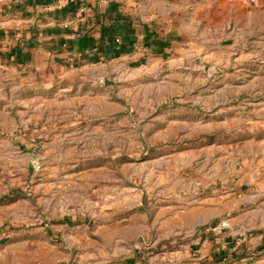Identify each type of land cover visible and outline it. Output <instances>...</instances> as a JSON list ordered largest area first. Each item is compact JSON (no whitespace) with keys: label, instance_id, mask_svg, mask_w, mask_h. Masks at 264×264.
I'll return each mask as SVG.
<instances>
[{"label":"rangeland","instance_id":"obj_1","mask_svg":"<svg viewBox=\"0 0 264 264\" xmlns=\"http://www.w3.org/2000/svg\"><path fill=\"white\" fill-rule=\"evenodd\" d=\"M261 52L100 65L19 95L0 114V264L168 258L192 237L190 196L234 185L263 224Z\"/></svg>","mask_w":264,"mask_h":264},{"label":"crops","instance_id":"obj_2","mask_svg":"<svg viewBox=\"0 0 264 264\" xmlns=\"http://www.w3.org/2000/svg\"><path fill=\"white\" fill-rule=\"evenodd\" d=\"M212 50H236L237 67L255 61L264 51V9L227 0H0V114H11L27 90L74 71L174 66ZM238 195L236 185L191 195L186 249L146 264L164 258L167 264H225L227 256H234L231 264H264V223L246 221L257 210L245 209L248 200ZM224 218L231 226L225 235L208 229ZM243 233L248 240L236 249ZM129 260L141 264L133 255Z\"/></svg>","mask_w":264,"mask_h":264},{"label":"built area","instance_id":"obj_3","mask_svg":"<svg viewBox=\"0 0 264 264\" xmlns=\"http://www.w3.org/2000/svg\"><path fill=\"white\" fill-rule=\"evenodd\" d=\"M228 4L238 3L245 9L249 11L259 10L264 8V3L261 0H227ZM117 44H121V40H117ZM230 222L228 218L221 219L218 223L211 225L208 227L210 231H212L217 236L225 235L228 230H230ZM248 236L243 233L237 238L236 249L239 247H243V245L247 242ZM224 261H227V258H224Z\"/></svg>","mask_w":264,"mask_h":264},{"label":"trees","instance_id":"obj_4","mask_svg":"<svg viewBox=\"0 0 264 264\" xmlns=\"http://www.w3.org/2000/svg\"><path fill=\"white\" fill-rule=\"evenodd\" d=\"M226 258H227V261L225 262V264H231L234 256H229V257L227 256Z\"/></svg>","mask_w":264,"mask_h":264}]
</instances>
